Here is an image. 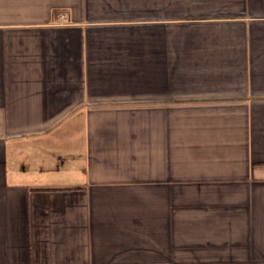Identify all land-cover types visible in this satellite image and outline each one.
I'll use <instances>...</instances> for the list:
<instances>
[{"label": "crops", "instance_id": "obj_1", "mask_svg": "<svg viewBox=\"0 0 264 264\" xmlns=\"http://www.w3.org/2000/svg\"><path fill=\"white\" fill-rule=\"evenodd\" d=\"M0 264H264V0H0Z\"/></svg>", "mask_w": 264, "mask_h": 264}, {"label": "built area", "instance_id": "obj_2", "mask_svg": "<svg viewBox=\"0 0 264 264\" xmlns=\"http://www.w3.org/2000/svg\"><path fill=\"white\" fill-rule=\"evenodd\" d=\"M60 19H61V21H66L68 19L67 13H65V12L61 13Z\"/></svg>", "mask_w": 264, "mask_h": 264}]
</instances>
